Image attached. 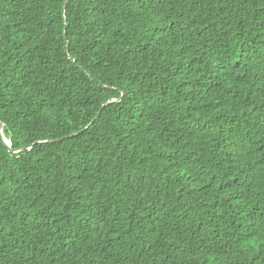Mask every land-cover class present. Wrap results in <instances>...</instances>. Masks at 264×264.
<instances>
[{
  "label": "trees",
  "instance_id": "16d2710c",
  "mask_svg": "<svg viewBox=\"0 0 264 264\" xmlns=\"http://www.w3.org/2000/svg\"><path fill=\"white\" fill-rule=\"evenodd\" d=\"M0 121V264H264V0H0Z\"/></svg>",
  "mask_w": 264,
  "mask_h": 264
},
{
  "label": "water",
  "instance_id": "95a60500",
  "mask_svg": "<svg viewBox=\"0 0 264 264\" xmlns=\"http://www.w3.org/2000/svg\"><path fill=\"white\" fill-rule=\"evenodd\" d=\"M68 0H66V2H67ZM86 73V72H85ZM100 84H102L101 82H99ZM112 101H115V100H112ZM94 119L95 118H93V120L91 121V122H93L94 121ZM74 134H76V133H74ZM0 137L2 138V140L4 141V143L6 144V145H8L9 146V141L5 138V134H4V129H3V124H2V122L0 121ZM30 146H23V147H21L20 149H18V150H10V152H14V151H21V150H24V149H26V148H29Z\"/></svg>",
  "mask_w": 264,
  "mask_h": 264
}]
</instances>
